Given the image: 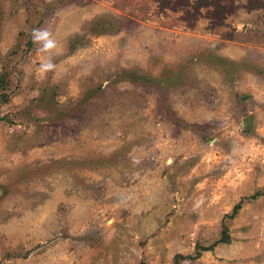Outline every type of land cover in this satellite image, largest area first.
Masks as SVG:
<instances>
[{
	"label": "rangeland",
	"instance_id": "rangeland-1",
	"mask_svg": "<svg viewBox=\"0 0 264 264\" xmlns=\"http://www.w3.org/2000/svg\"><path fill=\"white\" fill-rule=\"evenodd\" d=\"M0 264H264V0H0Z\"/></svg>",
	"mask_w": 264,
	"mask_h": 264
},
{
	"label": "clouds",
	"instance_id": "clouds-1",
	"mask_svg": "<svg viewBox=\"0 0 264 264\" xmlns=\"http://www.w3.org/2000/svg\"><path fill=\"white\" fill-rule=\"evenodd\" d=\"M31 39L39 44L37 48L39 53L47 54L41 57L37 69L38 75L43 78L49 71H54L57 68L51 57L58 49V44L53 33L47 28H33L31 30Z\"/></svg>",
	"mask_w": 264,
	"mask_h": 264
}]
</instances>
